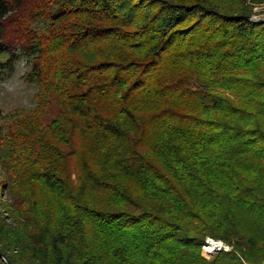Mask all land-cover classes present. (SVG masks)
<instances>
[{
    "label": "trees",
    "instance_id": "16d2710c",
    "mask_svg": "<svg viewBox=\"0 0 264 264\" xmlns=\"http://www.w3.org/2000/svg\"><path fill=\"white\" fill-rule=\"evenodd\" d=\"M247 1L0 0V54L38 88L0 125L17 198L0 264H264V20ZM207 236L232 249L205 258Z\"/></svg>",
    "mask_w": 264,
    "mask_h": 264
},
{
    "label": "rangeland",
    "instance_id": "374dc122",
    "mask_svg": "<svg viewBox=\"0 0 264 264\" xmlns=\"http://www.w3.org/2000/svg\"><path fill=\"white\" fill-rule=\"evenodd\" d=\"M247 3L253 6L254 13L250 18H254L256 21L264 20V2L255 3L252 0H248ZM7 57L8 54L6 53L0 54V125L3 123L4 116L11 110L33 108L36 103L35 94L38 90L36 85L27 83L24 80V74L30 68L25 57L20 55L18 60H14L10 63H8ZM195 80L196 78L193 79L191 84V87L194 89L197 88ZM58 110L59 107L56 101H52L51 106L42 116L41 121L48 124L55 117ZM1 152L2 151H0V153ZM13 194L9 177L0 161V222L5 220L7 226H13L17 223V217L13 214L11 206L12 203L17 201V198H14ZM208 238H212L214 241L217 240L211 236H207L206 241ZM217 241L222 242L224 245H228L222 240ZM230 249H232V246H230ZM217 253L218 251L216 250H208L205 244L202 246L201 254L209 260L214 258ZM2 259L6 261V258L3 256Z\"/></svg>",
    "mask_w": 264,
    "mask_h": 264
},
{
    "label": "built area",
    "instance_id": "2783aa9c",
    "mask_svg": "<svg viewBox=\"0 0 264 264\" xmlns=\"http://www.w3.org/2000/svg\"><path fill=\"white\" fill-rule=\"evenodd\" d=\"M252 21H256L254 18H250ZM211 240H214L212 238H208L207 241H206V244H205V247H209V245L211 246ZM217 241V240H216ZM216 241H214L215 243H217ZM208 245V246H207ZM221 249H224V250H229L230 249V246L228 245H222V246H217L215 248L216 251H219ZM211 251H214V250H211Z\"/></svg>",
    "mask_w": 264,
    "mask_h": 264
},
{
    "label": "bare ground",
    "instance_id": "6f19581e",
    "mask_svg": "<svg viewBox=\"0 0 264 264\" xmlns=\"http://www.w3.org/2000/svg\"><path fill=\"white\" fill-rule=\"evenodd\" d=\"M217 243H215L214 242V240H211V246L210 247H208V250H215V248L217 247V246H222V245H224L222 242H220V241H216Z\"/></svg>",
    "mask_w": 264,
    "mask_h": 264
}]
</instances>
